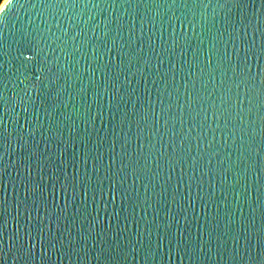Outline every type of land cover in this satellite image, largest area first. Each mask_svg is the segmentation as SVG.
<instances>
[{
  "label": "water",
  "instance_id": "obj_1",
  "mask_svg": "<svg viewBox=\"0 0 264 264\" xmlns=\"http://www.w3.org/2000/svg\"><path fill=\"white\" fill-rule=\"evenodd\" d=\"M0 264H264V0H3Z\"/></svg>",
  "mask_w": 264,
  "mask_h": 264
},
{
  "label": "snow or ice",
  "instance_id": "obj_2",
  "mask_svg": "<svg viewBox=\"0 0 264 264\" xmlns=\"http://www.w3.org/2000/svg\"><path fill=\"white\" fill-rule=\"evenodd\" d=\"M11 3H12V0H11ZM9 6V5H8ZM8 6H6L5 7V9H4V12H6L7 11V9H8Z\"/></svg>",
  "mask_w": 264,
  "mask_h": 264
},
{
  "label": "trees",
  "instance_id": "obj_3",
  "mask_svg": "<svg viewBox=\"0 0 264 264\" xmlns=\"http://www.w3.org/2000/svg\"><path fill=\"white\" fill-rule=\"evenodd\" d=\"M2 2H3V0H0V5H1Z\"/></svg>",
  "mask_w": 264,
  "mask_h": 264
},
{
  "label": "bare ground",
  "instance_id": "obj_4",
  "mask_svg": "<svg viewBox=\"0 0 264 264\" xmlns=\"http://www.w3.org/2000/svg\"><path fill=\"white\" fill-rule=\"evenodd\" d=\"M5 1V0H4Z\"/></svg>",
  "mask_w": 264,
  "mask_h": 264
}]
</instances>
